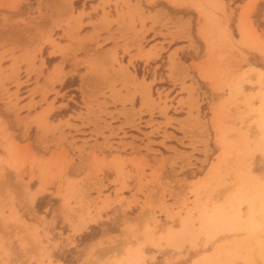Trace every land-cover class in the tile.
<instances>
[{"label":"rangeland","instance_id":"374dc122","mask_svg":"<svg viewBox=\"0 0 264 264\" xmlns=\"http://www.w3.org/2000/svg\"><path fill=\"white\" fill-rule=\"evenodd\" d=\"M132 1L105 2L119 12L120 4L142 11V1L154 0ZM165 1L201 10L197 19L188 12L162 23L171 37H185L170 44H185L178 55L151 60L156 51L140 45L141 53L113 56L106 67L64 52L63 70L48 53L62 54L58 40L76 38L67 31H79V14L58 5L51 9L61 18L50 23L46 0H0V264H117L128 254L127 264H264V0H210L205 25L195 0ZM57 89L68 105L37 112ZM107 100L118 105L116 117ZM82 105H94L93 122L109 128L97 133L101 157L60 119L74 110L79 118ZM167 130L183 131L189 145L178 144L192 151L165 155ZM138 158V172L123 168ZM110 164L119 181L103 182ZM189 169L190 179L175 175ZM36 177L40 191L45 178L65 180L67 196L35 197Z\"/></svg>","mask_w":264,"mask_h":264},{"label":"crops","instance_id":"0c3cea01","mask_svg":"<svg viewBox=\"0 0 264 264\" xmlns=\"http://www.w3.org/2000/svg\"><path fill=\"white\" fill-rule=\"evenodd\" d=\"M47 3L51 6L49 9H46V13L49 15L50 19H48V22L58 21L61 16L59 13L55 11V6L60 5L61 9L62 6H65V9L67 12H72L73 15L79 14V16H76L75 21L78 23L80 22L79 31L77 33L71 32V28L68 29L67 33L70 36H76L75 39L69 40L67 37H64V39H59L58 43L62 45L60 49L63 50V53L61 54L58 51L53 52L52 54L48 53V56L51 55H58L57 61H55L53 64L62 65V69L66 70L67 66L66 63L68 61H65L62 57L64 52L74 54V57H82L85 60V63L87 64H97V65H104L106 67H109L110 63L114 65L113 56L117 60H119V57L121 55H130V54H136L141 53L142 50L139 49L140 45L143 46V49H154L156 51V55L151 58V60H154L162 55L163 52H167V60L170 54L173 52H176L178 55L179 52H182L183 49L186 48L184 43H177L174 46H170V44L176 42V40L185 39V37H171L167 31L163 28L164 26L162 23L171 22L173 18H176L178 16L184 17L188 12H191L192 16H194L195 19L199 18L201 10H195L194 7L191 5L192 10H183L179 9L177 6L168 5L165 0H154L152 3H146L145 1H142L141 7L142 11L138 8V6L134 4H120L118 6L117 12L114 8V6L111 5L109 2H105L106 0H71L70 3H63V0H46ZM113 1V0H110ZM131 3H134L132 0H130ZM195 3L197 7L204 9V15L201 18L202 24H207L208 21H210V15L207 14L208 11H210V0H195ZM72 10V11H71ZM62 11V10H61ZM62 12H60L61 14ZM169 17V18H168ZM143 19L144 24L141 25V20ZM203 25V26H204ZM84 28V29H83ZM55 30V27H53ZM70 36V37H71ZM71 37V38H72ZM198 39V38H197ZM200 40V39H198ZM47 45V43L43 44ZM203 48L204 45L202 44ZM146 51V50H145ZM143 52V54L145 53ZM45 63V58H43ZM140 60L138 58H134L132 60V63ZM82 64H79V66ZM77 66H72V70H75ZM85 69L87 66H83ZM71 72V71H70ZM69 72V73H70ZM56 83L53 85V88H55ZM117 86V85H116ZM47 87V83H46ZM49 87V86H48ZM56 89V88H55ZM58 94L52 95L50 91L47 96L45 97V100H42L40 103V107L37 110L44 111V109L50 105H52L51 110L48 109L47 114L48 116L50 113H52L55 110L61 109L66 107L68 104L66 101L59 102V95H61V92L59 89ZM54 95V97H53ZM39 96V95H38ZM35 97L33 99L39 100V98ZM53 97V98H52ZM109 105L105 107L107 111H111V118L117 116L116 109L118 108V105H115L110 100H107ZM94 108V111H96L95 106H92ZM50 108V107H49ZM89 111L87 106L82 105V108H80V117L76 118V113L78 111L74 110L72 112H68L66 115H61L60 119L66 120L71 123L77 125V130L75 132L77 133H83L82 135H78L75 138L79 139L80 141L84 140V148L87 150V148L90 147V145L95 144L94 147V153H96L97 157H101V152L97 150V148H100V146H97L96 143L102 142L97 133L101 130L103 133H106L109 128L105 126L103 121H96V124L94 121V114ZM94 112V113H95ZM107 115V114H106ZM103 115L99 114L100 120ZM72 117L78 119L75 120ZM110 117L106 116L104 117L106 122H109L110 124H113V120ZM70 128V127H69ZM103 128V129H102ZM113 131H116L114 128ZM168 132L170 130H167ZM172 134L168 136L167 138H162L163 140V146L166 148L167 153L165 155H178V150L181 152H190L191 147L181 148L179 144L189 145L187 139V136L183 135L182 133H174L173 131H170ZM69 133H74V128H70ZM119 134V133H118ZM174 140V141H172ZM82 143V142H81ZM179 143V144H178ZM151 147V145H150ZM102 149V148H101ZM131 149L126 148L125 152H129ZM136 150L130 151L131 154L135 153ZM115 152L110 151V154H114ZM140 155H146V158L149 162V164H153V157L151 154L144 152L142 149L139 150ZM124 153H120L122 156ZM139 155V156H140ZM181 155V160L176 159L175 164L178 166L185 165L186 162V155L179 153ZM190 154H188L189 156ZM200 158H203L200 156ZM108 161H111L113 158H111L110 155L106 157ZM193 161V160H192ZM89 163L90 168L92 169V166H95L97 162L93 160L91 155L89 156L88 160L86 161ZM181 162V164H180ZM144 162H141L140 158H138L133 163H126L124 165V169L129 171L130 173L138 172V166L142 165ZM194 163V162H193ZM100 166L98 164L96 167ZM150 167V166H149ZM103 169V167H102ZM107 170L108 172H111L110 176L105 177L104 175L101 177L103 179V182L106 181H119L118 175L113 170L112 164L107 167V169H103L104 171ZM147 168H144V172H148ZM194 170L189 169L186 171H183L182 173L175 174L177 178L185 177V180L190 179L192 177V172ZM49 173V172H48ZM137 175V174H136ZM128 178L133 179L131 176H128ZM37 182L32 188L35 192V197L40 195L41 193H44V191H51L53 194H56L57 191L59 192V196L63 199L67 196L68 192L65 189L66 182L63 180L62 182H55V181H49L48 178H45V182L47 185L45 186V189L40 191L38 187L41 184V181L39 178H37ZM132 181H137V177H134ZM52 182V183H51ZM127 185L130 184V181H126ZM118 184H114V187L112 188L114 191ZM53 186V189H50V187ZM37 189L40 191L38 192ZM103 193V192H102ZM112 196V191L109 192ZM32 195V196H30ZM121 195L126 197V194H124V191H121ZM120 196V195H118ZM30 201H33L34 195L33 193L29 194ZM30 215L34 216L37 221L41 222L44 219H47L44 217L43 214H36L35 211H29ZM39 216H43V218H39ZM53 219V218H52ZM48 220V219H47ZM50 223V222H49ZM48 223V224H49ZM36 226L38 228V223H36ZM130 254H128L129 256ZM126 256V259L127 257ZM132 259V258H131ZM128 262L125 261V263L118 262L117 264H127ZM50 264H57L53 261ZM58 264H61L58 263Z\"/></svg>","mask_w":264,"mask_h":264},{"label":"bare ground","instance_id":"6f19581e","mask_svg":"<svg viewBox=\"0 0 264 264\" xmlns=\"http://www.w3.org/2000/svg\"><path fill=\"white\" fill-rule=\"evenodd\" d=\"M146 54H149L148 53V51H145V53H144V55H146ZM259 75H260V78H262V77H264V70H259ZM42 115H44V114H42ZM43 119V118H42ZM208 220H212V218H210V217H208ZM185 222V221H184ZM183 222V223H184ZM131 256L129 255L128 257H127V259H126V262H129L130 260H131ZM139 264V263H138Z\"/></svg>","mask_w":264,"mask_h":264}]
</instances>
